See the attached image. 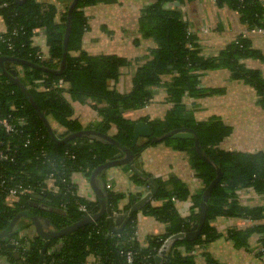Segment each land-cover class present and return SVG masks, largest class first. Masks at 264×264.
I'll return each instance as SVG.
<instances>
[{
  "label": "trees",
  "instance_id": "trees-1",
  "mask_svg": "<svg viewBox=\"0 0 264 264\" xmlns=\"http://www.w3.org/2000/svg\"><path fill=\"white\" fill-rule=\"evenodd\" d=\"M62 1L59 12L58 6L49 0H0V16L5 24V30L0 31V59L18 58L52 70L23 66L10 59L0 62L6 71L16 68L20 82L28 89L39 109H35L20 87L0 71V118H6L14 125V131L10 133L0 126V153L6 155V158L0 157V230L6 228L15 214L28 211L47 217L54 223L56 235L50 237V241L60 246L49 253L44 264L51 260L56 264H86L85 258L89 254L97 258L93 264H126L128 251L133 253V264H154V255L164 239L188 229L197 220L199 205L204 201L207 212L200 235L193 240L176 241L165 257V264H196L192 253L195 246L222 235L212 225L218 217L249 220L250 226L229 228L225 236L235 248L240 249L247 248L250 236L257 235V254H263L264 205H241L237 191L252 188L264 193V151L223 149L220 144L232 133V128L215 116L196 119L187 110L183 99L221 93V89L202 87L200 75L208 70L226 69L230 79L239 80L255 91L256 103L264 109V76L260 70L242 63L243 59L264 63V53L255 49L247 36L240 34L217 56L205 57L200 53L198 37L182 20L181 12L177 8H164L166 3L183 0H145L150 3L142 9L138 30L142 37L152 39L156 47L150 49L147 60L135 69L131 90L122 94L113 86L109 87L108 82L117 80L120 68L128 65L127 60L116 55H89L80 50L83 33L87 30L83 9L109 0ZM212 1L217 7L236 11L239 22L248 30H264V0ZM36 29L44 33L48 60L42 61L36 56L43 53L32 43ZM13 30L15 34H12ZM75 51L78 54L72 55L71 52ZM163 77H168V80L164 81ZM159 87L165 90L166 101L171 103L163 118L149 121L146 118H124V110L143 107L152 99L153 90ZM64 93L79 102L86 98L94 100L93 107L100 121L84 129L70 119L73 109ZM49 117L63 126L65 132L53 130ZM140 120L148 122L153 136L189 128L191 138L168 136L159 142L146 138L131 146L134 125ZM112 126L115 133L110 135ZM117 143L131 150L138 168L141 166V153L149 145L163 143L174 151L184 152L202 185L191 194L187 184L177 176L155 179L158 188L152 201L160 202V205L151 201L137 212L163 223L165 230L161 235L150 237L145 247H141L135 237L137 212L119 232L114 233L105 220L107 211L99 214V203L79 197L71 181L73 172H84L95 184L100 182L99 189L106 192L111 214L127 210L141 193L127 195V203L120 209L124 195L102 186L103 171L94 173L99 166L119 162L120 159H113L119 151ZM114 166H122L129 171L132 182L144 190V182L130 170L129 163ZM50 174L54 177L56 192L45 189L44 182ZM216 177L217 182L209 188ZM17 186L31 191L19 194L12 207H7V192ZM34 195L43 199H36ZM187 199L191 201V212L182 217L174 204L177 200ZM34 203L36 205L32 206ZM42 203L49 209H61L63 214L39 208ZM80 205L88 212L81 211ZM88 216L96 218L89 221ZM12 235L17 236L16 232ZM18 243L26 264H37L43 239L36 236L26 242L21 238ZM0 245V253L8 252ZM203 256L206 264H224L209 254L203 253Z\"/></svg>",
  "mask_w": 264,
  "mask_h": 264
},
{
  "label": "crops",
  "instance_id": "crops-1",
  "mask_svg": "<svg viewBox=\"0 0 264 264\" xmlns=\"http://www.w3.org/2000/svg\"><path fill=\"white\" fill-rule=\"evenodd\" d=\"M49 2L55 3L59 12L61 11V4L64 3L62 0H49ZM148 3L150 2L145 0H109L98 2L83 9L87 19V30L83 33L80 50L89 55H116L127 60L128 65L120 68L117 80L108 82L109 87L113 86L117 92L122 94L131 90V80L135 69L147 60L150 49L156 47L152 39L142 37L138 30V18L143 7ZM164 8H177L181 12L182 20L188 23L190 31L198 37L200 53L205 57L217 56L227 44L247 30L246 26L239 22L236 11L228 7H217L212 0H183L182 2L166 3ZM58 17H56V21ZM4 30L5 24L0 16V31ZM248 38L255 49L264 53V34L254 33L248 35ZM32 43L38 46L44 54L47 53L48 49L43 32L32 37ZM71 54L77 55L78 52H71ZM242 63L248 68L260 70L264 76V63L255 59H243ZM163 80H168V77H163ZM200 85L221 89L222 92L195 99L184 97L183 102L187 110L192 112L196 119L215 116L232 128V133L222 141L220 147L225 150L246 152L264 151V109L257 105L255 91L239 80L230 79L229 72L226 69L202 72ZM64 98L73 109L70 119L75 120L82 128L93 126L100 121L101 118L93 107L96 103L94 100L86 98L83 102L75 101L67 93H64ZM170 108L171 103L166 101L165 90L159 87L153 90L152 99L149 103L139 109L124 110L123 116L128 120L146 118L149 121L155 118H163ZM48 121L56 132H65V128L54 119ZM114 133L115 128L112 126L109 134L113 135ZM139 141L140 139L138 143ZM140 161V169L155 179L177 176L187 184L191 194L202 187L200 180L195 177L190 167L187 154L174 151L163 143L145 147L141 153ZM103 174L104 182H101L102 186L109 188L115 194L124 195L119 207L127 203V195L143 192L142 188L132 182L129 171L123 169L122 166H110L103 171ZM71 181L75 185L79 197L89 202L98 203L104 198L101 190L95 188L90 177L84 172H73ZM96 186L99 187L97 184ZM237 197L243 206L264 205V193H258L252 188L239 189ZM152 204L160 205V202L152 201ZM5 205L12 207V204L7 203ZM174 206L182 217L188 216L191 212V201L189 199L175 201ZM22 219L23 217H20L16 221L18 229L16 237L11 235L5 238V236L0 235V244L8 250L6 253H0V264H17L14 257L16 253L20 255L21 262L26 264L25 258L20 252L18 239L22 238L28 242L30 238L36 237L37 233L32 221L27 219L22 221ZM134 222L135 237L141 247L147 246L150 237L161 235L165 230L163 223L143 212L136 213ZM250 223L247 219L216 218L212 225L222 235L211 242L195 246L194 252H192L195 255V263L206 264L203 256V253H206L216 261L224 264H264V253L257 254V235L250 236L248 247L240 249L235 248L225 236L227 229L233 227L245 228L250 226ZM43 231L47 232V229L43 228ZM42 239L44 242L47 237ZM48 240L46 254L49 255L55 247L56 249L59 248L60 244L51 243L50 237H48ZM9 244H14L15 248H11L8 246ZM96 262L97 258L91 254L85 258L86 264Z\"/></svg>",
  "mask_w": 264,
  "mask_h": 264
},
{
  "label": "water",
  "instance_id": "water-1",
  "mask_svg": "<svg viewBox=\"0 0 264 264\" xmlns=\"http://www.w3.org/2000/svg\"><path fill=\"white\" fill-rule=\"evenodd\" d=\"M67 34H68V29H66L65 40L67 38ZM64 44H66V43L64 42ZM6 59H10L11 61H14L18 64L23 65V66H28L31 68H37V69H40L43 71H52L50 69L40 67L35 63H30V62H27V61H24V60H21L18 58H11V57L10 58H2V59H0V62L2 60H6ZM0 71L7 79H9L10 81L17 84L20 87V89L25 94V96H27L29 98V101L32 104V106L39 111L38 107L36 106V104L32 100V97H31L28 89L26 87H24L22 85V83L20 82V79L17 76L16 68H11V69L6 71L0 63ZM40 115H42V113H40ZM90 133L96 134L93 131H90ZM168 136H171L172 138H191V129H189V128L173 129V130H170L169 132H167L163 135L153 136V132H152L150 126L148 125V122L144 121V120H140V121L136 122V124L134 125L133 132H132L131 146H134L138 142L139 139L149 138L150 141H152V142H159ZM116 146H117L119 151L113 156V159H120L119 162H116V164L115 163H111V164L108 163L105 166H99L98 168H96L94 173H98L102 170L105 171L110 166L129 163L130 170L134 174H136L144 182L146 187L144 188L140 197L135 202H133L127 210H125L124 212H122L120 214H111L110 209L107 207V203H106V198H105L106 193L104 191L103 192L101 191V193L104 195V198L99 202L100 203V213L99 214H102L105 211H107L108 215L106 216L105 220L107 222L109 229L114 233L119 232L127 224L130 217L134 213H136L141 208H143L147 203H150L152 201V199H153V197L157 191V188H158V185H157L155 178L145 174L140 168H138L136 166V161L133 160L135 155L131 152V150L129 148L125 147L121 143H117ZM90 180H91L92 184L95 186V188H98L97 190H100L99 189L100 186L97 184L99 186V187H97L91 178H90ZM217 180H218V177H216L211 182V184L209 185V188H211L217 182ZM33 197L36 199H40V200L43 199V197L40 195H34ZM42 208L44 210H49V211H52V212L57 213V214H63V211L61 209H58V208L49 209L46 206H43ZM206 212H207V204L204 201H202L199 205L197 220L185 231L174 233V234H172V235H170L164 239V241L158 247L156 254L154 255V264H165V262L167 261L165 257L167 255V253L169 252L170 248L174 245V243L176 241L183 240V239L193 240L196 237H198L201 233L202 227H203L205 219H206ZM20 217H23V218L33 222V224L36 227L37 236H40L42 238L47 237V239L43 242L42 247L39 251L38 262H37V264H44L45 261L47 260V257H48V254H46V250H47V247L49 244L48 237H52V236L56 235V231L54 229H52V230L50 229L53 225V222L51 221V219H49L47 217H42V216H39L37 214H32L28 211H23V212L17 213L11 219V221L6 226V228H4V230H2L0 232V235L5 236V238H8L13 234V232H17L18 229L16 226V221ZM95 218H96V216H91V217L88 216L87 217V219L89 221H93V220H95ZM43 225H45L44 228L47 229V232L42 231ZM40 226H42V228ZM8 246H10L11 248H15L14 244H9ZM14 257L17 260V264H23V262H21V260H20V255L18 253H16L14 255ZM49 264H56V263H54V261L51 260L49 262Z\"/></svg>",
  "mask_w": 264,
  "mask_h": 264
},
{
  "label": "built area",
  "instance_id": "built-area-1",
  "mask_svg": "<svg viewBox=\"0 0 264 264\" xmlns=\"http://www.w3.org/2000/svg\"><path fill=\"white\" fill-rule=\"evenodd\" d=\"M16 31H12V34H15ZM42 32V30L36 29L34 30V34L32 37L36 36L38 33ZM254 33H261L264 34V30L263 29H259V28H253L250 30H246V32L242 33L241 35L243 36H247L250 34H254ZM9 40V37L7 38V41ZM37 58H39L42 61L48 60V56L44 53H37ZM58 84L62 85V82H59ZM0 126L4 129L5 132L10 133L14 131V125L11 124L6 118H0ZM0 157L1 158H6L5 154L0 153ZM45 184V189L51 192H56L57 191V187L54 184V177L50 174L47 179L44 182ZM31 191V189L23 187V186H17L16 188H10L7 192V197H6V202L8 204H12L13 202L18 200V196L19 194L22 193H26ZM121 208V207H119ZM79 209L85 213H87V209L83 206L80 205ZM115 214V213H114ZM125 262L126 264H133V253L131 251L126 252L125 254ZM137 264H142L141 262L137 263Z\"/></svg>",
  "mask_w": 264,
  "mask_h": 264
},
{
  "label": "flooded vegetation",
  "instance_id": "flooded-vegetation-1",
  "mask_svg": "<svg viewBox=\"0 0 264 264\" xmlns=\"http://www.w3.org/2000/svg\"><path fill=\"white\" fill-rule=\"evenodd\" d=\"M35 204V203H34ZM44 206V203H42L41 205L39 204V208H41V209H43L42 207ZM37 215H39V216H41L40 214H37ZM42 217H44V216H42ZM41 228H42V226H40ZM45 227V225H43V228ZM51 228H54V223H53V225H52V227ZM43 231V230H42ZM44 232V231H43Z\"/></svg>",
  "mask_w": 264,
  "mask_h": 264
},
{
  "label": "rangeland",
  "instance_id": "rangeland-1",
  "mask_svg": "<svg viewBox=\"0 0 264 264\" xmlns=\"http://www.w3.org/2000/svg\"><path fill=\"white\" fill-rule=\"evenodd\" d=\"M49 119H50V121L52 120L51 117H49ZM144 140H145V139H140L139 143L143 142ZM137 143H138V142H137ZM157 144H159V143H157ZM177 201H179V200H177ZM124 202H125V200H124Z\"/></svg>",
  "mask_w": 264,
  "mask_h": 264
}]
</instances>
